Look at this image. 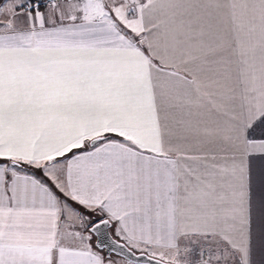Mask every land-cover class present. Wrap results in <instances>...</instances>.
Masks as SVG:
<instances>
[{
    "label": "snow or ice",
    "instance_id": "obj_1",
    "mask_svg": "<svg viewBox=\"0 0 264 264\" xmlns=\"http://www.w3.org/2000/svg\"><path fill=\"white\" fill-rule=\"evenodd\" d=\"M0 264H264V0H0Z\"/></svg>",
    "mask_w": 264,
    "mask_h": 264
}]
</instances>
